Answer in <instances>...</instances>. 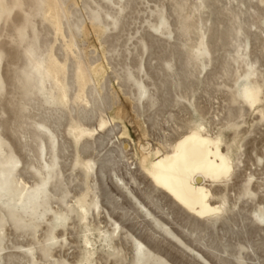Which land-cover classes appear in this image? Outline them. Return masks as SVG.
<instances>
[{
    "label": "bare ground",
    "instance_id": "obj_1",
    "mask_svg": "<svg viewBox=\"0 0 264 264\" xmlns=\"http://www.w3.org/2000/svg\"><path fill=\"white\" fill-rule=\"evenodd\" d=\"M20 1L21 0H19L18 2L20 3ZM181 1L182 0H177L176 2L174 1L175 3L173 2V6L176 7L177 5L178 8L180 7V11H173L177 13V21L175 20L177 22V25L180 26V29H183L180 30L183 31L181 33V36H187L185 42L183 41V43L180 45L185 50L184 61L180 60V64L176 65L174 60L175 56L179 53L177 51H171L170 57L165 56L166 58L163 61L166 65L167 71L163 70L164 67L162 69H159V72H161L160 78L158 79L160 81V84L152 83V86H154V88L152 87L153 91L155 90L154 93H152V95H150L151 93H146L150 95L148 96L149 98L146 99H149L150 101L151 97L149 105H154V103L160 100L159 94H156V90L165 88L167 85L172 87V90L169 87L168 93H173L174 96L169 99V101L167 99L161 100L162 104L167 103L166 106H168V109L165 111L167 117H165V119L163 120V124L167 125V128H164L161 125L160 128L166 131L167 133L161 136V139L164 141H160V147L151 150L148 149L149 151L142 156L140 162L141 169L145 173V176L149 178L148 180H150L151 185L153 184L154 186L163 190V192L167 194V196H169V198L174 202L172 204H178L179 207L184 210V212H186L187 214H192L194 216V220L191 222H188V220H184V222H182L178 218V210H176L172 206H169L165 202L162 203L161 199L159 198V202H154V197L151 196V193L146 189L145 184L144 187L138 188V186L143 182L136 175L135 170L124 165L125 171L120 176H118V178L122 182V187L126 190L128 195H130L137 201L139 206L138 208L144 210V216H148L149 218H151L153 224H155V226L162 230L167 236L173 237L182 246L191 251H195L197 255L205 259L201 251L197 249L191 243V241L189 239H186L182 234L185 232L193 242L199 243L200 240L203 239V237L201 236L199 238L200 232L205 230L204 228L206 223H210L213 220L216 221V218H219L220 216L222 218L223 214L225 215L226 213L231 212L235 207H237L240 201H243V199L245 198H251L252 192H255L257 194L258 191L251 187V179L253 176L247 175L248 177L245 176V178L242 177L241 173L239 172L240 166L242 167V165L240 164L244 162L243 159H240L239 157L241 154L246 153H242L245 150H241V152L239 150L238 153H235V157L236 154L237 156L239 153L241 154H239V157L237 159H233L225 141V133L228 132H225V130H231L232 134L239 136L238 133L244 123L243 118L245 117V115H247L246 113L250 109L252 110V108L256 112L253 113L256 115L257 120L255 121V125L256 122H262L261 124H263L264 122V106H260V103H263L264 101V37H260V33H264V19H262V17H264V0H226L227 2H224L222 0H183V2ZM3 2L4 1L0 2L2 6L4 5L2 4ZM41 2L43 1L41 0ZM10 3L12 4V2ZM61 4L62 0H55L52 4L53 7H48L50 8L49 10L47 9L48 14H46V12H44L43 14L48 15V17L46 16L44 19L50 21V23L53 25L52 28L54 27V31L56 32L54 35L58 34L61 35V37L63 38L65 23L63 24L61 17L56 11L57 7ZM128 4L129 2H126L125 4L120 3V7L125 8L128 6ZM37 5H35V7ZM98 7L100 8V6ZM100 9L102 10V8ZM19 10L22 11V9H18V11ZM34 10L30 11H33L34 14ZM45 10L43 8V11ZM9 11L12 12L13 10L9 9ZM97 11L98 10H90V20H92V18H96ZM183 11L184 14L182 13ZM12 13L15 14V10ZM26 13H28L27 15L31 17L32 12ZM68 15L70 16V14ZM106 15L112 20L109 22V24H112L114 26H116L120 22L122 16L121 14L115 15L112 13H107ZM9 16H12V14ZM220 16L224 18V20H222ZM97 17L100 18V15ZM160 17L163 16L160 14ZM0 18L2 17L0 16ZM6 18L8 19V21H10L8 16H6ZM35 19L36 18H34V20ZM66 19L67 23L70 26L71 23L69 21L68 16H66ZM25 20H22L20 22L26 23ZM8 21L6 22L8 23ZM9 24L10 23H8V25ZM166 24L167 23L164 19V21L161 23V27L159 29H155L158 30V32H160L161 34H165L166 30H168ZM221 25L222 30L219 29V26ZM252 28L258 30L260 33L252 31ZM176 30L178 29L176 28ZM19 33V37L21 36L22 39H24V31H20ZM248 33H250V37L246 40L245 34L248 35ZM241 35H244L245 37H243L245 39H241ZM227 37L231 38L229 48L232 47L233 49H225L224 53L219 55L218 49L216 48V44L218 41L223 42ZM54 38H56V36H54ZM62 38L61 40L64 39ZM64 42L65 43L62 44L65 49L63 59L56 58L57 56L55 53L54 54L56 57L54 55H47L46 64L43 67L45 69L44 72H46L47 77L51 80H54L53 85L56 86L54 90L59 93L58 95L56 93V95L58 96V100L54 102L55 105L59 104L63 107V109H66L67 111L65 112L61 110V113H58L54 116L52 115L54 112H50L48 110L52 114L44 113L45 115L41 117V120L39 122L36 119V122H38L37 124H39V126L48 133L46 135L36 134L35 138L33 139V142H35L40 147L43 146V149L44 151H46V154L47 150H49L48 154L50 155V157L48 156L49 160L44 159V165L42 164V161L38 159L36 160L37 165H34V174L36 178H34L33 184H29L28 181L23 177V175L19 174V170L17 169V167L15 168L16 162H22V164L26 165L27 160L15 158V153H12L14 151H10L14 148V144L8 138H6V136L8 135L4 137L6 139V142H2L0 138V225H4L5 223L10 222L12 225L15 226L16 230H22L20 231V233H22L24 230L25 232H29V234L32 236L38 233L39 230L45 231L44 234L41 235V237H38L36 239V242H32L28 246L29 255L24 257L25 262L23 264H34L35 261L43 260L41 256H46V258L49 259L51 258L53 261L51 264H96V261L102 262L103 260L105 261V264H174L169 259L164 257L156 246L151 245V242L148 243L143 241L138 235L135 234L134 231L130 229L129 226L120 224L118 220L115 219V217L111 214L113 213L111 208L119 209L121 211L118 214L119 218L127 217V219H129L130 210H132L133 212H137L136 209L130 207L124 208L125 203L122 201L123 197L121 195L118 194V198H120L121 203H119L116 199H112L111 202L109 201L110 204L107 202V204L110 205L111 208L106 206L100 198L99 189L96 186L99 183L97 175L98 173L102 174L104 171L102 167H98L96 157L93 156L94 149H92V146L96 142L102 141L104 136H107L109 132H113L116 130H114L115 126L109 124L110 121L103 116V110L101 109V106L98 103V99L94 96V93L91 90L88 91L89 98L91 96V100L87 98V91L85 89L89 86V82L87 80L88 78L85 77V74L82 70L83 67H78L79 71L76 70V72L79 73H76L77 76L76 74L74 75L77 77V79H79L77 83L79 84L78 87L80 88V94L78 93L79 91L76 89L78 91H76L78 93L77 99H74L72 97L73 99H71L72 101H70L72 103H68V90H70L73 85V82H71L70 78H68L67 76V71L69 68L68 61L71 55L75 54V52L71 42L66 41L65 39ZM29 43H31V41H29ZM257 43H259L261 47V49H259L261 53H258L257 48H255V46L258 45ZM62 45H60V48ZM51 46L53 45H51L50 43L49 47ZM53 47L52 51L54 49ZM74 47H76V45ZM75 55H73V57ZM41 57H38V59ZM85 58L86 57H84V60ZM133 58H131V60H133ZM137 58L138 57L135 58L136 61ZM173 61L174 63H172ZM79 63L80 62H78V64ZM161 63L163 62L161 61ZM86 66L91 67V65H88V62ZM208 66H210L211 68H208ZM41 71L42 70H40L36 64L33 65L31 71H29V73L25 74L24 76L23 84L25 83V85L23 86L26 87L28 85L29 88L32 87L36 90H40L41 85L37 83V78L39 74H41ZM201 76H203V78H201ZM222 77H225V80H223ZM218 78H222L223 81L218 82ZM240 78H242V80ZM229 80H231V83ZM239 81L240 83H238ZM140 82H137V86L139 90H142L141 92H139L141 95L142 93H144V91H146L147 87L145 88V86H143V84ZM210 82H212L211 85ZM28 86L26 88H28ZM99 86L100 85L93 87L95 88V93L97 94V96H100L99 98H101V92L103 88H99ZM29 88L28 90H30ZM47 90H49V92L53 91L52 89ZM210 91L211 93L216 92L217 94H221V96L219 95L221 102L217 103V107L214 108V110L212 105L209 107L206 103L207 100L205 98V95L212 97ZM28 92L30 93V91ZM45 92L46 91H44V93ZM247 93H250L254 99L250 100L248 98ZM219 96L217 95V97ZM46 97L48 96L46 95ZM214 98L215 97H213V99ZM53 99L55 100L54 97ZM63 100H65V102ZM8 101L7 103H9ZM10 102H12V100ZM7 103L4 102L5 105ZM65 103H68L69 105H66L65 107ZM91 103H93L94 108L87 109L86 105H90ZM9 104L13 106L12 103ZM23 104L24 103H22V105ZM74 104H76L77 106H74ZM8 108H3L2 111L5 112L4 115L8 112ZM147 108L148 107H146V109ZM211 109L213 110L212 115H210ZM192 112L196 113V118L192 117ZM65 114H68L70 116V122L72 121L74 123L71 125L68 124L70 125V127H68L69 130L67 131V136L70 138V141L72 142L75 149V154L71 163V169H73V171L76 170L75 168L79 170V172L77 171L74 178L70 182H75V180H77L80 184L83 185V187L79 185L81 187L78 191V194H74V201H69L67 199L65 200L64 197H58L59 202H53L55 203V206H52L51 198L56 194L51 190V185L50 187H47L46 185L53 184L54 187H57V184L62 185L63 183V180L59 179L58 177L59 175H62L64 173V169L62 170V168L64 167H62L60 160L63 158L62 153L65 148L64 146L59 145L60 143L58 144V142H56L58 133H56L55 125H57V122L60 120V118L64 117ZM31 117L32 115L30 114V118ZM91 118H96V124H98V128L96 127V125L94 127L92 126L93 124L89 125L88 122L85 123V121ZM214 118H216L217 121H219L218 123H220V128L217 130L215 129V131L213 129H209V126L207 127V124L210 125L215 122ZM153 122L154 121H152L151 124ZM0 128L3 130H7L9 126L5 122H0ZM62 129H64V127ZM12 131L15 132V129L12 128ZM64 136L66 137V135ZM234 139L235 138L231 140L234 141ZM37 140L39 143L37 142ZM242 140L240 144L242 143ZM70 143L69 145H71ZM239 146L237 145V147ZM256 150L254 149V151ZM84 153H87V155L81 157V155ZM246 155L247 154L244 155V158ZM95 156L97 155L95 154ZM112 156L114 155L112 154ZM112 156L108 154L104 162H112L115 159L112 158ZM252 156L254 155L252 154ZM126 158L127 156H125V159ZM252 160L254 161V159ZM127 164L129 163H126V165ZM62 177L64 178V175ZM238 179L239 182L235 183L234 185L231 184V181H235ZM207 181L209 184H206ZM64 183L67 182L64 181ZM132 183L137 185L138 191L140 193H137V191H135L136 189H133ZM258 186L259 185H257V187ZM230 187H235V197H231V195H229V193H231L229 192L231 191ZM68 191L71 192V189ZM141 196H143L147 201H149L159 213H156L152 208L148 207V203L146 204L141 199ZM239 208L241 209L243 207L240 205ZM159 214H162L163 216H165V218L160 216ZM252 214L258 221H262V219H264V199H261L260 206L257 209L253 210ZM23 215H26L27 217H29V219L25 220ZM106 216L112 221V223L106 221ZM137 216H140L139 213L137 214ZM80 224H83V226L85 227V231L82 233V244L79 247H76L77 252L73 251L71 253L72 259L62 258V260H60L53 253L54 248L57 246L62 247L65 244L69 245L70 243H72L73 241L70 239V236L72 235L70 228L73 232H76L77 234V227ZM102 224L103 226H101ZM172 224L177 225L183 233L175 229ZM58 228H60L61 230H58ZM92 230H95L98 233V238H100V241L102 242L99 247H96V242L92 240V238L90 239V236L88 235V233L90 235L93 234ZM141 230H145L147 236L151 239L157 240V236H159V233L153 230L151 227H143V229ZM4 238L5 235L0 236V248L2 247V242ZM165 240L166 239L164 238L160 239L159 241L163 242ZM169 245H171V247L174 249L181 250V252L185 251H182V249L180 247H177L174 243H169ZM205 247L212 249L210 245H205ZM248 248L251 249L252 246L249 245Z\"/></svg>",
    "mask_w": 264,
    "mask_h": 264
},
{
    "label": "rangeland",
    "instance_id": "obj_2",
    "mask_svg": "<svg viewBox=\"0 0 264 264\" xmlns=\"http://www.w3.org/2000/svg\"><path fill=\"white\" fill-rule=\"evenodd\" d=\"M2 1H4L2 3L4 4L3 5L4 7L7 5L8 6L4 8L0 4V7H1L0 16L2 17L0 18V120H1L0 122H5L9 126V128L7 130H3L0 128V138L2 142L3 141L6 142V139L4 137L8 135L6 136V138H8L14 144V148H13L14 150L11 149L10 151H14L12 153L13 154L15 153L14 154L16 156L15 158L16 159L21 158L22 160H27L26 165L22 164V162L15 163V168L17 167V169L19 170V174L23 175V177L28 181L29 184H33L34 178H36L34 174L35 166L37 165L36 160L38 159L42 161V164H43L44 159L49 160V157H50V155L48 154L49 150H47V154H48L47 155L46 151H44L43 149V146H41L42 147L41 148L35 142H33V139L35 138L36 134L46 135L48 133L47 131L42 129L37 123L41 120V117L45 114H52L50 112H54L56 114L53 113L52 115L55 116L58 113H61V110L65 112L67 111L66 109H63L62 106L57 104V102H56L57 105H55L54 102L58 100L57 95L59 93L54 90V88L56 87L55 85H53L54 80H51L47 77V74L46 72H44L45 69L43 67L46 64L47 55L55 56L56 54L57 56V57L55 56L56 58L63 59V54H64L65 49L62 44L65 43L64 42V39H65L66 41H69L72 43L74 52L76 54V55L72 54L71 55L72 58L70 57L71 59L69 58V61H68L69 68L67 71V76L68 78H70V81L73 82L71 89L68 90L69 91L68 98H67L68 103L71 104L72 103L70 102L72 101L71 99L73 98L77 99L78 93L80 94V90H79L80 88L78 87L79 84L77 83L79 79H77L76 77L79 72H76V70L79 71L78 67H81V68L83 67L82 70L85 74V77L88 78L86 79L89 82V86L85 89L87 91V98L91 100V96L89 98V94H88V91L91 90L94 93V96L98 99V103L101 106V109L103 110L102 111L103 116L110 121L109 124L115 126L114 130L116 131L109 132L107 136L106 135L104 136L102 141L96 142L92 146V149H94L93 156L96 157L98 167H102L104 171L102 174L98 173V175H100V176L97 175L99 179V183L98 185H96L99 189V193H100L99 195L102 201L108 207H110V205H108L107 202L110 204L112 199H116L119 203H121L120 198H118V194H119L123 197L122 201L125 203L124 208L130 207V208L137 210V212H133L132 210H130L129 211L130 218L127 219V217L119 218L118 214L121 211L119 209H112L110 207L113 212L111 214L115 217V219H117L120 224L129 226L130 229L134 231L135 234L138 235L143 241L148 242V243L151 242L150 243L151 245L156 246L157 249L160 250L161 254L167 259H169L171 262H173L174 264H229V263L230 264H264V223L256 220V218L252 214V211L257 209L260 206L261 199H264V192H263L264 191V188H263L264 187V157H263L264 156V122L263 124H261L262 122H256V125H255V121L257 120H256V115L253 114L255 112L253 108L252 110L250 109L246 113L247 115H245V117L243 118L244 123L241 126L240 131H239L241 135L238 133L239 136H236L232 134L231 130H225V132L226 131L228 132H226L227 134L225 132L224 133H225V141L227 143V147L233 159L235 158L237 159L239 157V154H241L239 153L238 156L236 154V157H235V153H238L239 150L240 152L241 150L242 151L245 150L242 153L244 152L246 153L241 154L239 157L240 159H243L244 161L242 164H240L242 165V167L240 166L241 170L239 169V172L241 173L242 177H245V176L248 177L249 175L253 176L251 179L252 180L251 187H253V189H255L256 191L258 190L257 194L259 195H257L255 192H252V196H253V198L251 196L252 199L245 198L243 199V201H240L239 202L240 204L238 203V206L233 209L234 211L232 210L233 212L231 211L229 212L230 214L229 213H226L225 215L223 214L222 216L223 219L220 216L219 218H216V221L213 220L215 222L212 221L210 223H206L205 228H204L205 230L200 232L199 238L201 236L203 237V239L200 240L199 243L193 242L191 238L187 236L185 232L183 233L182 230L177 225L172 224L175 229L182 232L183 233L182 235L186 239H189L191 243L197 249L201 251L205 259L197 255L195 251H191L185 248L184 246H182L173 237L167 236L162 230H160L159 228L155 226V224H153L151 218H149L148 216H144V210L138 208L139 206H138L137 201L133 197L128 195L126 190L122 187V182L118 178V176L124 173L125 166L135 170L136 175L143 182L142 184L138 186V188L139 187L142 188L146 185V189L151 193V196L154 197L153 199L154 202H159V199H161L162 203L165 202L169 206H172L173 208L178 210L179 211L178 218L182 222H184V220L185 221L188 220V222H191L194 220V216L192 214H187L186 212H184V210H182L178 204H172L174 202L169 198V196H167V194L163 192V190L154 186L153 184L151 185L150 180H148L149 178L145 176V173L141 169V162H140L142 156L145 155L149 150L160 147L161 145L160 141L162 140L161 136L167 133L166 131L162 130L160 127L163 126L164 128H167L166 127L167 125L163 124V120L165 119V117H167V114L165 113V111L168 109V106H166L167 103L165 102L166 104L164 103L162 104L161 100L167 99L169 101V99H171L174 96L173 93H170V94L168 93L169 87L171 90H172V87L167 85L165 88L156 90V94L157 95L159 94L160 100L154 103V105H151V104L149 105L151 101V97H150V101L149 99H146V98H149L148 96L152 95V93H154L155 91V90L153 91L154 86H152L153 85L152 83L160 84V81L158 79L160 78L161 72H159V69H162L164 67L163 70L167 71L166 65L163 60L166 57H170L171 51L179 52L175 56V60H174L176 65L177 64L179 65L180 60L184 61V58H185V54H184L185 50L180 45L183 43V41L185 42L187 36H184L185 38L181 36V33L183 31H180V30H183V29L182 28L180 29V26H178L176 22L177 13H175L174 11L175 10L180 11V7L178 8L177 5L175 7L173 6V4L177 0H174L175 2L173 0H106L107 2L104 0H101V1L100 0H92V1L91 0H62V4H61L62 6L59 5L56 11L61 17L63 24L65 23L64 37H63L64 39L61 37V35H58V34L54 35L56 32L54 31V27L52 28L53 25L50 23V21L44 19L46 16L48 17V15L46 14H48V10L53 7L52 4L55 0H51V1L42 0L43 2H41V0H37V1L36 0L34 1L33 0H21L20 3L18 2L19 0L18 1L17 0H14V1L13 0H0V2ZM222 1L227 2L226 0H222ZM10 2H12V4ZM126 2H129L127 6L128 8L127 7L121 8L120 3L125 4ZM181 2H183V0ZM37 3L39 6L37 5ZM35 5H37L38 7L37 6L35 7ZM98 6H100L102 10ZM43 8L44 10L46 8V10L43 11ZM9 9H12L13 10L12 12H14L15 10V14L9 11ZM18 9H22V11H24L25 13L22 12L21 10L18 11ZM30 10H34L35 16L33 14V11H30ZM90 10H98L96 14V18L95 19L92 18V20L94 19L93 21L90 20L91 18L89 15ZM17 12H21V13H17ZM26 12H32L31 17L28 16L27 15L28 13ZM44 12H46V14H43ZM39 13L41 14V16ZM107 13H112L115 15L121 14L122 16H121L120 22L116 26L109 24V22L112 20L110 17L106 15ZM182 13L184 14V11ZM11 14L12 16H9ZM68 14H70V16ZM160 14L163 17H160ZM99 15H100V18L97 17ZM6 16H8L10 21H8ZM33 16L34 18H36L35 19L36 21L34 20ZM66 16H68L69 18V21L71 23L70 26L66 21L67 20ZM220 18L222 17L220 16ZM3 19L4 21L7 19L6 21H8V23L10 24L8 25V23L5 21L6 23V26H5ZM164 19L167 23L166 25L168 27L167 28L168 30H166L165 34H161L155 28L159 29ZM262 19H264V17H262ZM22 20L23 21L25 20L26 23L20 22ZM222 20H224V18H222ZM30 22H31V25H30ZM174 27H176L178 30H176V28ZM219 29L222 30V25L219 26ZM19 30L24 31L23 34L25 36L23 35V37L26 40L22 39L21 36L19 37L20 35ZM33 31L36 34V36L38 35L39 36L36 37ZM252 31L256 33H260L258 30H255L254 28H252ZM54 36H56V38H54ZM243 36L242 35L240 36L241 39L246 38L247 40L250 37V33H248V35L245 34L246 36V37L244 36L245 38ZM260 37L263 38L264 33H260ZM61 38L63 40H61ZM230 40L231 38L227 37L223 42L222 41L217 42L216 48L218 49L219 55L224 53L225 49H231V50L233 49L232 47L229 48V43L231 42ZM29 41H31V43H29ZM32 43L35 45H33ZM50 43L54 47L53 46L49 47ZM257 44L258 45H256L255 48H257L258 53H261V51H259L261 47L259 43ZM60 45H62L61 48H60ZM75 45L77 48L74 47ZM52 47L54 48L53 51H52ZM49 52L52 54H50ZM79 52H82V53H79ZM73 55H75L74 56L75 59ZM132 55L133 56L135 55L134 58ZM38 57H41L42 59L41 58L38 59ZM84 57L86 58L88 57V58L87 59L85 58L84 60ZM136 57H138L137 58L138 63L135 59ZM131 58H133V60H131ZM161 61L163 63H161ZM174 61L172 63H174ZM78 62L80 63L78 64ZM87 62L89 66L91 65V67L86 66ZM35 64L39 67L40 70H42L41 71L42 75L39 74L37 78V83L41 85V89L36 90L32 87L29 88V86L27 85L28 88L30 89L28 90V88H26L27 86L26 87L23 86L25 85V83L23 84L24 82L23 79H24L25 74H28L29 71H31L32 66ZM208 68H211V67L208 66ZM142 71H144L145 73ZM75 74L76 76H74ZM145 75H146V78H145ZM5 77L6 78L8 77V78L6 79ZM201 78H203V76H201ZM222 78L223 80H225V77H222ZM222 78H218L217 81L218 82L223 81ZM240 79L242 80V78ZM143 81L145 84L143 83ZM229 81L231 83V80ZM137 82L142 83L143 86H145V88L147 87L146 91H144V93H142L141 95L139 92H141L142 90L141 89L139 90L137 86ZM238 83H240V81ZM211 84L212 82H210V85ZM98 85H100L99 88H103L101 92V95H102L101 98H99L100 96H97V94L95 93L94 87ZM47 89H50V90L52 89L53 91L49 92V90ZM28 91H30V93ZM44 91L46 92L44 93ZM9 92H12L13 94ZM147 92L148 94L150 93L151 94L148 95L146 94ZM210 94L212 95V97L205 95V98L207 100L206 103L208 104L209 107L212 105L213 110H214V108L217 107V103L221 102V99H220L221 94L219 93L217 94L216 92L211 93V91H210ZM46 95L48 97H46ZM217 95L218 96L220 95V96L217 97ZM52 96L55 98V100L53 99ZM213 97L215 98L213 99ZM101 99L103 102L101 101ZM11 100L12 102H10ZM65 100L63 101L65 102ZM7 101L9 103H12L13 106L7 103ZM4 102L7 104L5 105ZM20 102L24 104L22 105V103ZM14 103L16 104L18 103V104L16 105ZM68 103H65V107L66 105L67 106L69 105ZM261 103H260V106L261 105L264 106V101L262 104ZM144 104H147V105H144ZM25 106H26V109H25ZM74 106H77V105L74 104ZM2 107L3 108L9 107L8 108L9 110L5 115H4L5 112L2 111L3 110ZM14 107H16L17 109ZM146 107L148 108L146 109ZM86 108L87 109L94 108L93 103H91L90 105L89 104L86 105ZM28 109H32V110H28ZM135 109L136 110L138 109V110L136 111ZM213 110L212 109L210 110V113H211L210 115H212ZM15 111H16V114H15ZM159 111H161L162 113ZM7 114L10 116H8ZM30 114L32 115L31 118H30ZM196 116H197L196 113L192 112V117L196 118ZM69 117L70 116L68 114H65V116L60 118V120L57 122V125H55L56 128L54 127L56 129V133H58L56 142H58V144L60 143L59 145L64 146L65 150L62 153V157L63 158L65 157L66 160L65 158L64 160L63 158L60 160L62 167H64L62 168V170L64 169L63 170L64 173L62 175H59L58 177L59 179L63 180L62 185L57 184V187H54L53 184L46 185L47 187H50L51 185L52 186L50 187L51 190L56 194L55 196L51 198L52 206H55V203L53 202L55 201L59 202L58 197L60 198L64 197L65 200L67 199L69 201H74L75 200L74 194L75 193L78 194L80 187L81 186L83 187V185L80 184L77 180H75V182L74 181L70 182L74 178L77 171L79 172V170L77 168H75L76 169L75 171L71 169V163H72V160L75 154V149H74L72 142L70 141V138L67 136V131L69 130L68 127H70L71 124H74L72 121L70 122ZM36 119L38 120V122H36L37 121ZM214 120L216 123L214 122L210 125L207 124V127L209 126V129H213L215 131V129L217 130L220 128V123H218L219 121H217L216 118H214ZM152 121L154 122L151 124ZM87 122L89 123V125L93 124L92 126L94 127L95 125L96 127L98 126V124H96L97 122L96 118H91L85 121V123ZM63 127L64 129H62ZM12 128L15 129V132L12 131ZM64 135H66V137ZM237 137H240V138H237ZM230 138L231 139L235 138V139L234 141H232ZM241 140H242V143L240 144ZM69 143L71 145H69ZM237 145L239 147H237ZM254 149L255 150L257 149L260 153L256 150L258 152L257 154V152L254 151ZM251 151L252 152L254 151V152L252 153ZM251 153L254 156H252ZM95 154L98 157L95 156ZM108 154L111 156L113 154L114 156H112V158H115L110 163L104 162ZM245 154L247 155L244 158ZM86 155L87 153H84L81 155V157L86 156ZM125 156H127L126 159H125ZM251 157L252 159H254V161L251 159ZM259 158L263 160H260ZM126 163H129V164L126 165ZM32 165L33 166L35 165V166L33 167ZM63 175H64V178L62 177ZM64 181L67 183H64ZM237 182H239V179L235 181H231V184L234 185ZM206 184H209L208 181L206 182ZM257 185L259 186L257 187ZM132 187L134 190L136 189L135 191H137V193H140L138 191L136 184L132 183ZM70 189H71V192L68 191ZM230 189L231 191L229 192L231 193H229V195H231V197H235V187H230ZM55 190L57 191V193ZM141 199L146 204L148 203V207L152 208L156 213H159L155 209V207L152 206V204L149 201H147L143 196H141ZM240 205L243 208L240 209L239 208ZM138 213L140 216H137ZM159 215L165 218V216H163L162 214H159ZM23 217L25 220L29 219V217H27L26 215H23ZM105 219L106 221L112 223V221L107 216ZM101 226H103V224ZM143 227H151L153 230L158 232L159 233V236H157L158 241L148 237L145 230H141L143 229ZM0 229H1L0 236L5 235V238L2 242V247L0 248V261H1L0 264H23L25 262L24 257L29 255L28 246L32 242H36V239L38 237H41V235L44 234L45 232V231L39 230L38 233L34 234L33 236L30 235L29 232H25L24 230L22 233H20V231L22 230H16L15 226L12 225L10 222L5 223L4 225H0ZM59 229L60 228H58V230ZM70 231L72 232L70 239L73 242L70 243L69 245L65 244L62 247L57 246L53 250V253L60 260H62V258L72 259L71 253L73 251L77 252L76 247H79L82 244V233L85 231V227L83 226V224H80L77 227V231H78L77 234L76 232H73L71 228H70ZM92 231H93V234L90 235L88 233V235L90 236V239L92 238V240L96 242V247L97 246L99 247V245L102 242L100 241V238H98V233L95 230H92ZM164 238L166 239L165 241L163 242L159 241L160 239H164ZM169 243H174L177 247H180L182 251L184 250L185 251L181 252V250L174 249L171 247V245H169ZM205 245H210L212 249L206 248ZM249 245L252 246L251 249L248 248ZM41 258L43 260L35 261L34 264H51L53 262L51 258L50 259L46 258V256H41ZM80 264H87V263H80ZM96 264H105V261L104 260L102 262L96 261Z\"/></svg>",
    "mask_w": 264,
    "mask_h": 264
},
{
    "label": "snow or ice",
    "instance_id": "obj_3",
    "mask_svg": "<svg viewBox=\"0 0 264 264\" xmlns=\"http://www.w3.org/2000/svg\"><path fill=\"white\" fill-rule=\"evenodd\" d=\"M247 95H248V98L250 99V100H253L254 98L251 96V94L250 93H247ZM262 223H264V219H262V221H261Z\"/></svg>",
    "mask_w": 264,
    "mask_h": 264
}]
</instances>
